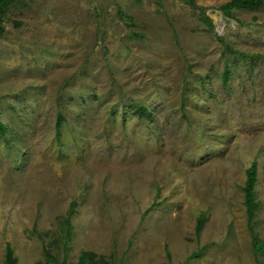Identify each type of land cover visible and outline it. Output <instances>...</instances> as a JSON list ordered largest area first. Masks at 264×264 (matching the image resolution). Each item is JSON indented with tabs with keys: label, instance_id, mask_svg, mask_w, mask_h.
I'll return each mask as SVG.
<instances>
[{
	"label": "rangeland",
	"instance_id": "1",
	"mask_svg": "<svg viewBox=\"0 0 264 264\" xmlns=\"http://www.w3.org/2000/svg\"><path fill=\"white\" fill-rule=\"evenodd\" d=\"M226 1L13 0L0 261L9 243L17 264H56L45 242L68 261L91 249L110 264H264L242 187L256 161L264 240V6L228 16Z\"/></svg>",
	"mask_w": 264,
	"mask_h": 264
},
{
	"label": "trees",
	"instance_id": "2",
	"mask_svg": "<svg viewBox=\"0 0 264 264\" xmlns=\"http://www.w3.org/2000/svg\"><path fill=\"white\" fill-rule=\"evenodd\" d=\"M183 1L191 5L196 4V0H183ZM12 2L13 0H0V35L4 32V25H3L4 15ZM263 6H264V0H229L221 4L220 8L226 15L230 16L232 15V11L237 9L257 10L262 8ZM202 19L206 24L212 27V22L208 17V15L203 13ZM220 39L222 38L220 37ZM228 76H229V69L226 68L223 73L224 80H227ZM62 117H63L62 114H60L58 119V127L60 126V120ZM0 133L2 134L5 133V127L1 121H0ZM257 177H258V166H257V162L253 161L251 165L246 169V179L242 187L244 191V204L246 208L248 228L251 233L253 249L259 261L260 255L264 253V240L260 237V235L255 229V215L260 204V201L257 199V193H256ZM72 213L73 210L71 208L68 216L65 218L63 222L62 228L64 230L63 236L65 238L64 240L65 247H67L65 243L68 242V240H70L72 236V231H71ZM204 221H205V216L204 214H201L196 224L197 233L201 230ZM38 235L41 238H44L45 236L42 233H39ZM50 235H53L54 238L57 237L55 244H57V242L59 243L61 238L59 234L57 236V233L51 231ZM64 250L66 251L67 249ZM58 255H59L58 252H55L50 247L48 248L44 242V256L46 260L52 262L54 261L56 264H110V260L105 255L99 254L91 249L82 250L78 259L75 261H68L66 258L67 257L66 252L64 253V257L61 260H59ZM193 255L195 256L196 253H194ZM17 262H18V258L14 253V248L11 246V244L8 243L5 250V258L3 261H0V264H17Z\"/></svg>",
	"mask_w": 264,
	"mask_h": 264
}]
</instances>
